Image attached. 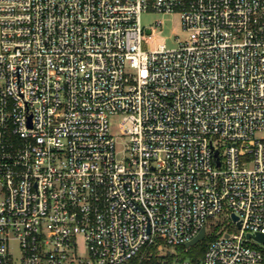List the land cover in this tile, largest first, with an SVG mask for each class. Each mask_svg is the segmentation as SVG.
<instances>
[{
	"label": "built area",
	"instance_id": "2783aa9c",
	"mask_svg": "<svg viewBox=\"0 0 264 264\" xmlns=\"http://www.w3.org/2000/svg\"><path fill=\"white\" fill-rule=\"evenodd\" d=\"M147 10L187 36L143 49ZM256 232L264 0H0V264H264Z\"/></svg>",
	"mask_w": 264,
	"mask_h": 264
},
{
	"label": "rangeland",
	"instance_id": "374dc122",
	"mask_svg": "<svg viewBox=\"0 0 264 264\" xmlns=\"http://www.w3.org/2000/svg\"><path fill=\"white\" fill-rule=\"evenodd\" d=\"M160 19V23H156V20ZM141 25L145 28L151 27L153 35L150 38L149 34L146 31H143L142 34V48L145 50L151 49L158 42L164 43L167 47H173L176 45L177 39H184L188 31L183 28L179 13L177 12H160L147 10L143 11L140 15ZM120 116L111 115L109 117V132L114 137L115 148L120 152L129 144L128 134L122 133L119 127ZM224 145L222 146V151H224ZM206 224V235L203 238H206L207 235L216 231V229H222L223 232L234 231L235 226L231 221L228 212L223 209L218 212L216 215L207 217L205 220ZM202 238V239H203ZM201 239V240H202ZM261 246H264V242L259 243Z\"/></svg>",
	"mask_w": 264,
	"mask_h": 264
},
{
	"label": "trees",
	"instance_id": "16d2710c",
	"mask_svg": "<svg viewBox=\"0 0 264 264\" xmlns=\"http://www.w3.org/2000/svg\"><path fill=\"white\" fill-rule=\"evenodd\" d=\"M212 237H214V232L207 235L206 238H203L202 240H199L195 244L190 245L188 247H186L184 244H178L176 245V252H177L176 254L180 258H190L192 260H198L202 256L208 240L211 239ZM151 262L152 260L144 262L143 264H150ZM134 263H135V258L133 257L125 264H134Z\"/></svg>",
	"mask_w": 264,
	"mask_h": 264
},
{
	"label": "water",
	"instance_id": "95a60500",
	"mask_svg": "<svg viewBox=\"0 0 264 264\" xmlns=\"http://www.w3.org/2000/svg\"><path fill=\"white\" fill-rule=\"evenodd\" d=\"M215 154H217V150L215 151ZM232 216L235 218L234 214ZM204 234H205V230H204V226H202L200 230L198 231V233L194 235L191 239L186 241L184 245L188 247L190 245L195 244L196 242H198L204 237ZM248 235H251V234H248ZM253 237L259 241L264 242V233L262 232H256L255 234H253Z\"/></svg>",
	"mask_w": 264,
	"mask_h": 264
}]
</instances>
